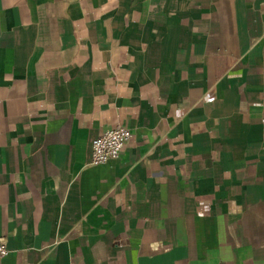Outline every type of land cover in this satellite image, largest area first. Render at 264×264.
Listing matches in <instances>:
<instances>
[{"label": "crops", "instance_id": "crops-1", "mask_svg": "<svg viewBox=\"0 0 264 264\" xmlns=\"http://www.w3.org/2000/svg\"><path fill=\"white\" fill-rule=\"evenodd\" d=\"M0 240V264H264V0H0Z\"/></svg>", "mask_w": 264, "mask_h": 264}, {"label": "built area", "instance_id": "built-area-1", "mask_svg": "<svg viewBox=\"0 0 264 264\" xmlns=\"http://www.w3.org/2000/svg\"><path fill=\"white\" fill-rule=\"evenodd\" d=\"M131 137V132L123 126L107 130L100 137L91 141L89 165L98 166L118 159ZM8 254L9 251L0 240V260Z\"/></svg>", "mask_w": 264, "mask_h": 264}]
</instances>
